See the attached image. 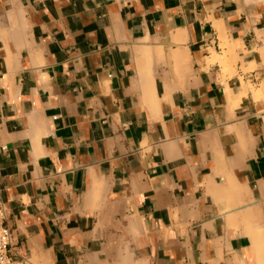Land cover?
Instances as JSON below:
<instances>
[{
  "label": "crops",
  "instance_id": "0c3cea01",
  "mask_svg": "<svg viewBox=\"0 0 264 264\" xmlns=\"http://www.w3.org/2000/svg\"><path fill=\"white\" fill-rule=\"evenodd\" d=\"M0 186L31 264H264V3L0 0Z\"/></svg>",
  "mask_w": 264,
  "mask_h": 264
},
{
  "label": "built area",
  "instance_id": "2783aa9c",
  "mask_svg": "<svg viewBox=\"0 0 264 264\" xmlns=\"http://www.w3.org/2000/svg\"><path fill=\"white\" fill-rule=\"evenodd\" d=\"M13 231L7 223V210L0 186V264H31L13 248Z\"/></svg>",
  "mask_w": 264,
  "mask_h": 264
},
{
  "label": "rangeland",
  "instance_id": "374dc122",
  "mask_svg": "<svg viewBox=\"0 0 264 264\" xmlns=\"http://www.w3.org/2000/svg\"><path fill=\"white\" fill-rule=\"evenodd\" d=\"M256 3H264V0H254Z\"/></svg>",
  "mask_w": 264,
  "mask_h": 264
}]
</instances>
